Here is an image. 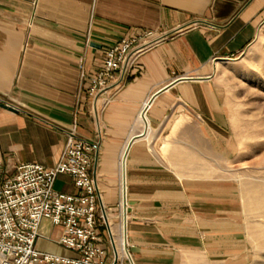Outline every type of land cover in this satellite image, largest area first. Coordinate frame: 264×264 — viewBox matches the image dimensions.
<instances>
[{
	"label": "crops",
	"instance_id": "0c3cea01",
	"mask_svg": "<svg viewBox=\"0 0 264 264\" xmlns=\"http://www.w3.org/2000/svg\"><path fill=\"white\" fill-rule=\"evenodd\" d=\"M146 30L160 40L124 86L81 94L82 69L94 71L106 49ZM263 31L264 0H0L4 174L23 163L55 167L76 128L99 143L91 173L105 210L99 248L107 264L124 256L123 164L134 264H252L239 197L216 177L236 152L216 68ZM56 186L75 192L68 175Z\"/></svg>",
	"mask_w": 264,
	"mask_h": 264
},
{
	"label": "built area",
	"instance_id": "2783aa9c",
	"mask_svg": "<svg viewBox=\"0 0 264 264\" xmlns=\"http://www.w3.org/2000/svg\"><path fill=\"white\" fill-rule=\"evenodd\" d=\"M159 40L154 31L146 30L106 49L97 69L90 73L81 70V94L97 97L113 85L124 86L139 57ZM98 152L99 143L80 138L74 128L53 168L23 163L17 166L15 175L7 176L0 160V264H107L99 248L104 207L91 173ZM61 175L72 179L75 192L55 190ZM44 219L61 231L57 240L48 241L75 256L38 250ZM115 262L125 264L118 252Z\"/></svg>",
	"mask_w": 264,
	"mask_h": 264
},
{
	"label": "rangeland",
	"instance_id": "374dc122",
	"mask_svg": "<svg viewBox=\"0 0 264 264\" xmlns=\"http://www.w3.org/2000/svg\"><path fill=\"white\" fill-rule=\"evenodd\" d=\"M216 77L236 146L230 164L216 166V177L227 179L239 197L251 263L264 264V31L243 53L219 61ZM57 230L50 220H42L38 250L55 239Z\"/></svg>",
	"mask_w": 264,
	"mask_h": 264
},
{
	"label": "water",
	"instance_id": "95a60500",
	"mask_svg": "<svg viewBox=\"0 0 264 264\" xmlns=\"http://www.w3.org/2000/svg\"><path fill=\"white\" fill-rule=\"evenodd\" d=\"M180 80H191V78H181V79H178L176 82H178ZM164 90L165 89H163V91ZM3 107L6 108V109L15 111V109H13L12 107H9L8 105H3ZM145 112H146V107H145V109L143 110V113H142V117H143L144 120H145ZM144 134H145V131H144L143 135ZM129 146H130V144H129ZM129 146H128L127 150L129 149ZM124 168H125V166H124ZM123 177H124L123 187H124V191H125V189H126L125 188V169H124ZM122 207H123V205H122ZM103 212L105 214V210H103ZM122 215H123L122 218H123V224H124V238H125V240H127V211H126V208H125V211H122ZM126 254H127L128 260L130 261V264H134L133 259L131 257V254L129 252V249L127 247H126ZM114 264H116V262Z\"/></svg>",
	"mask_w": 264,
	"mask_h": 264
},
{
	"label": "bare ground",
	"instance_id": "6f19581e",
	"mask_svg": "<svg viewBox=\"0 0 264 264\" xmlns=\"http://www.w3.org/2000/svg\"><path fill=\"white\" fill-rule=\"evenodd\" d=\"M141 120V119H140ZM143 123V122H142ZM126 161H125V158H124V163H125ZM124 164H123V173H124ZM122 205H123V209H122V211H125V208H126V211H127V203H126V192L124 191V193H123V201H122ZM123 230H124V224H123ZM123 233H124V231H123ZM126 240L125 241H123V250L126 252V247H127V245H126ZM128 248V247H127ZM127 255V254H126Z\"/></svg>",
	"mask_w": 264,
	"mask_h": 264
}]
</instances>
